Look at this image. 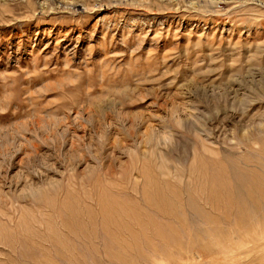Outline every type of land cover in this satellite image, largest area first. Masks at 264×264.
Masks as SVG:
<instances>
[{
  "label": "rangeland",
  "instance_id": "rangeland-1",
  "mask_svg": "<svg viewBox=\"0 0 264 264\" xmlns=\"http://www.w3.org/2000/svg\"><path fill=\"white\" fill-rule=\"evenodd\" d=\"M199 156L264 185V0H0V264H257Z\"/></svg>",
  "mask_w": 264,
  "mask_h": 264
},
{
  "label": "bare ground",
  "instance_id": "bare-ground-1",
  "mask_svg": "<svg viewBox=\"0 0 264 264\" xmlns=\"http://www.w3.org/2000/svg\"><path fill=\"white\" fill-rule=\"evenodd\" d=\"M196 163H197V166H194L193 167V170L197 173L196 176H198L197 179H198L199 182L195 180L196 185L198 184L197 185L198 187L197 186L196 187L194 186L195 188H197V189H195V191H197V193H200L201 195H203L205 197L204 200H205V202L207 204H209L213 208H218L219 207L218 208L219 210H224V211L225 210H228V211H230L229 213H233V212L234 213H237L236 214L237 215L236 217L239 218V219H236L235 218L237 220V222L238 221L239 222H244L245 221V220L243 221V219H242L244 217V213H245V215L247 214L246 215L247 217L245 216L246 217L245 219L248 218V215H249V218H250V215L251 216L255 215V216H253L254 219L251 218L252 220H250V223L253 222V224H254V221L253 220H255L256 217L259 218V219H261V217H262L261 214L263 213V215H264V185L262 184V182H261L262 180L259 178L260 177L259 175H258L259 177L256 176L255 184L253 183V184H249L248 185V182H247V185H248V189H247L248 191L247 192L248 193H246V196H247L246 197V200H244L242 202H239V203H236L234 201V196H236L237 193H235L236 190L234 189V187H231V185H233V184L230 182L231 181L230 178L226 175V168H227V166L224 165V163H221V160L219 161V163L217 161L215 163H213V161L212 162H208V161H205L204 159H202L201 157L196 161ZM209 164H212L213 166H211ZM193 184H195V183H193ZM154 192H155V190H154ZM157 194H158V192H157ZM171 194H173L172 191H171ZM243 194H245V193H243ZM161 197L163 198V196H161ZM161 197L159 196L158 198H161ZM166 198L167 197H165L163 200H165ZM176 200H178V199H176ZM172 201H174V200H172ZM165 202L168 203L166 200H165ZM178 202H179V200H178ZM159 203H160V201H159ZM169 203L166 204V205H161V204L160 205L162 206V208L164 207L163 210L165 209L166 211H169L170 213L173 214L172 211H174V209L179 204H172V203L169 204ZM169 212H168V214H169ZM249 218H248V221H249ZM259 219L258 220L256 219V220L259 221ZM233 221H234V218H233ZM257 221H255L256 224H257ZM176 223H179V221L176 222ZM181 224H184V223L181 222ZM237 224H240V223H237ZM244 224H242V225L244 226ZM253 224H250L251 226L249 225V228H252L253 227L252 226ZM240 225H238V227ZM243 226H241V227H243ZM245 226H248V225H245ZM243 228H245V227H243ZM250 231L253 232V229H249V232ZM255 247H257V246H255ZM258 247H259V249H260V247L263 248L264 247V242H259L258 243ZM256 262H257V264H262L264 262V249L263 250H260V252L258 254V257L256 259Z\"/></svg>",
  "mask_w": 264,
  "mask_h": 264
}]
</instances>
